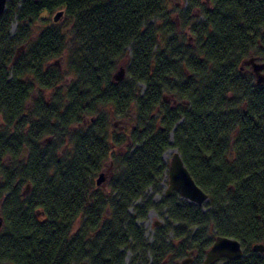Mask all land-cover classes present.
Instances as JSON below:
<instances>
[{
	"label": "trees",
	"instance_id": "obj_1",
	"mask_svg": "<svg viewBox=\"0 0 264 264\" xmlns=\"http://www.w3.org/2000/svg\"><path fill=\"white\" fill-rule=\"evenodd\" d=\"M171 1H7L0 264H124L129 249L131 261L149 252L144 264L189 251L203 264L216 235L240 240L243 256L214 264H264L253 250L264 244V83L245 63L264 58V0ZM54 9L61 20L42 15ZM112 115L128 127L112 128ZM169 147L208 201L174 190L130 213L148 189L161 190ZM151 207L165 208L167 221L149 244L137 219Z\"/></svg>",
	"mask_w": 264,
	"mask_h": 264
},
{
	"label": "water",
	"instance_id": "obj_2",
	"mask_svg": "<svg viewBox=\"0 0 264 264\" xmlns=\"http://www.w3.org/2000/svg\"><path fill=\"white\" fill-rule=\"evenodd\" d=\"M8 0H0V19L6 9ZM64 10H58L53 20L58 21L62 17ZM245 63L251 65L252 71L255 76L257 84L264 83V60L259 61L257 57L251 56L246 59ZM126 73L125 63L118 66L113 74L115 81H121L124 79ZM172 139V138H171ZM168 188L166 194L172 191H177L181 197L193 202L197 205H204L209 199V194L204 191L194 180L187 166L185 165L180 152L174 149L171 158L168 162ZM106 180V172L102 170L96 177V184L99 186ZM2 224V218L0 217V228ZM253 250L257 252L264 251L263 243H255ZM193 251H189L187 256L177 264H191L193 261ZM243 256V248L240 240L231 236L216 235L212 244L205 252L203 264H214L220 261L221 258L238 259Z\"/></svg>",
	"mask_w": 264,
	"mask_h": 264
},
{
	"label": "rangeland",
	"instance_id": "obj_3",
	"mask_svg": "<svg viewBox=\"0 0 264 264\" xmlns=\"http://www.w3.org/2000/svg\"><path fill=\"white\" fill-rule=\"evenodd\" d=\"M171 2L177 3V5L182 6V7L185 6V4H186L185 0H172ZM58 10L59 9H54L51 12H43L42 15H44L47 18V20L54 21L53 20V16ZM16 24H17L16 20H13L12 23H11V28H10L11 35H13L15 33ZM18 53H19V50H18ZM258 60L262 61V60H264V58L263 59H258ZM139 86L141 87V91H143L145 86L143 84H140ZM167 98H168L167 100H171V97L168 96ZM110 122L112 124V128H114L115 130H120V129H123V128H127L128 127V123H129L127 118L120 117V116H115V115L111 116ZM170 138H173L172 133L170 134ZM170 141H172V139H170ZM168 151H170V152H168ZM173 151H174V148H172V147L167 148L164 151V154H163L164 160L169 162ZM27 153H28L27 149H24V151L22 152V155H21L22 159H24L27 156ZM105 172H106V180L100 185V187L102 189H108L109 188L108 178H107L108 175L110 174L109 166L105 167ZM167 188H168V175L165 177V179L163 180V183L161 184V188H160L161 190L160 191H154L153 189H148V191L146 193V196L144 198H142V199L136 200L134 202L133 206L130 207V209H129L130 213H134V207L136 205L143 204L148 199H151L152 202L157 205L159 203V201L161 200V198L166 195ZM165 210H166L165 208H162L161 210H158L156 207H151V208H149V210L147 211L145 216L137 219V223L139 225H141L143 230H144V233H145L144 236H145V240H146L147 243L151 244L153 242V240H154L156 230L159 227L165 225V223L167 221V213H166ZM167 241L174 242L173 231H170L169 236L167 238ZM134 254L135 253H134L133 250H131V249L127 250L125 252L124 264H144V258H143L144 256L147 257L149 263H151L152 256H151V254L149 252H147L146 255H145V254L142 253V251H139L137 253L138 255L134 258L133 261H131L132 257H134ZM186 256H184L183 258H185ZM181 258H178L176 260V259H171L168 256V257H166L165 261L167 262V264H176V262L180 261Z\"/></svg>",
	"mask_w": 264,
	"mask_h": 264
},
{
	"label": "bare ground",
	"instance_id": "obj_4",
	"mask_svg": "<svg viewBox=\"0 0 264 264\" xmlns=\"http://www.w3.org/2000/svg\"><path fill=\"white\" fill-rule=\"evenodd\" d=\"M168 152H170V151H168Z\"/></svg>",
	"mask_w": 264,
	"mask_h": 264
}]
</instances>
